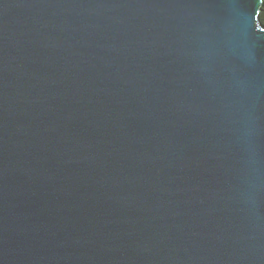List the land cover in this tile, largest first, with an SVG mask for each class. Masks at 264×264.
I'll list each match as a JSON object with an SVG mask.
<instances>
[{
	"label": "water",
	"instance_id": "1",
	"mask_svg": "<svg viewBox=\"0 0 264 264\" xmlns=\"http://www.w3.org/2000/svg\"><path fill=\"white\" fill-rule=\"evenodd\" d=\"M0 264H264V0H0Z\"/></svg>",
	"mask_w": 264,
	"mask_h": 264
}]
</instances>
